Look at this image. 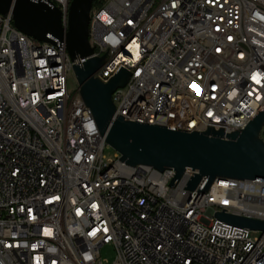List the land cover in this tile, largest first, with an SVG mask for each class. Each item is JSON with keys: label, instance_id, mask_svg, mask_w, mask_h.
Returning a JSON list of instances; mask_svg holds the SVG:
<instances>
[{"label": "built area", "instance_id": "1", "mask_svg": "<svg viewBox=\"0 0 264 264\" xmlns=\"http://www.w3.org/2000/svg\"><path fill=\"white\" fill-rule=\"evenodd\" d=\"M50 1L68 30L74 0ZM90 58L96 78L131 77L115 118L225 136L264 111V0H99ZM40 42L0 14V264H264V183L216 181L190 192L195 172L108 159L106 138L78 89L64 43ZM75 77V76H74ZM264 127L261 132L263 140ZM264 141V140H263Z\"/></svg>", "mask_w": 264, "mask_h": 264}, {"label": "water", "instance_id": "2", "mask_svg": "<svg viewBox=\"0 0 264 264\" xmlns=\"http://www.w3.org/2000/svg\"><path fill=\"white\" fill-rule=\"evenodd\" d=\"M94 0H74L69 11L68 30L61 12L45 0H0V14L13 16L15 27L40 42L64 43L72 60H87L75 65L73 72L78 91L93 113L106 143L132 167H151L159 172L173 169L179 181L187 171L195 172L188 190L206 193L219 180L264 183V111L241 132L225 136L224 131L186 133L159 126L127 122L115 118L114 93L126 87L131 74L122 69L108 83L96 78L108 55L92 58L89 43L90 16ZM226 211V210H224ZM216 213L215 217L239 228L264 231V222L235 215Z\"/></svg>", "mask_w": 264, "mask_h": 264}, {"label": "rangeland", "instance_id": "3", "mask_svg": "<svg viewBox=\"0 0 264 264\" xmlns=\"http://www.w3.org/2000/svg\"><path fill=\"white\" fill-rule=\"evenodd\" d=\"M70 84V89L73 90H77L78 86H77V82L75 80V77L73 76L71 78V80L69 81ZM263 140H264V135H263ZM118 153L112 149L111 147H107L106 151H105V156L108 159H114L116 157ZM102 257L105 261H107L108 263L112 264L116 258V253L115 250L112 247H104L102 249Z\"/></svg>", "mask_w": 264, "mask_h": 264}, {"label": "trees", "instance_id": "4", "mask_svg": "<svg viewBox=\"0 0 264 264\" xmlns=\"http://www.w3.org/2000/svg\"><path fill=\"white\" fill-rule=\"evenodd\" d=\"M99 0H94V3H93V5L94 6H96V5H98L99 4V2H98Z\"/></svg>", "mask_w": 264, "mask_h": 264}]
</instances>
